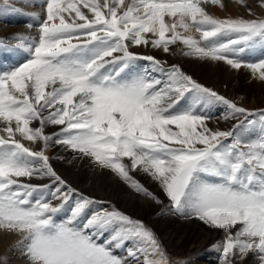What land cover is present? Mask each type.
Instances as JSON below:
<instances>
[{"label": "snow or ice", "instance_id": "1", "mask_svg": "<svg viewBox=\"0 0 264 264\" xmlns=\"http://www.w3.org/2000/svg\"><path fill=\"white\" fill-rule=\"evenodd\" d=\"M209 3L224 6L46 0L37 37H16L29 58L0 74V231L18 237L24 264H129L140 256L143 264H170L142 221L115 206L93 210L97 201L57 173L47 154L53 143L155 199L131 173L150 175L168 197V211L225 231L221 264L250 253L264 264V110L249 112L179 65L130 50L151 44L167 53L179 43L185 56L247 67L264 81V60L238 58L264 41V18H218L206 11ZM138 59L151 68L134 71ZM216 103L228 109L225 120L258 116V134L248 135L245 121L210 128L202 109ZM48 126L58 130L47 134ZM128 242L127 257L118 256Z\"/></svg>", "mask_w": 264, "mask_h": 264}, {"label": "bare ground", "instance_id": "2", "mask_svg": "<svg viewBox=\"0 0 264 264\" xmlns=\"http://www.w3.org/2000/svg\"><path fill=\"white\" fill-rule=\"evenodd\" d=\"M8 1L10 2L9 5H11L12 7L14 5L23 7V4H25L23 3L20 5V0ZM254 1L255 0H243V3H240L239 0H221V3L224 5L223 7H220L219 5H212L211 3L204 6L206 8V11H208L210 15L216 16L218 18L239 17V15H242L247 9H256ZM0 2L3 1L0 0ZM39 2H41V0H39ZM32 6L34 7V5L31 4L30 6H26V8H31ZM41 7H35V9L38 8V12L40 13V15L44 13L40 17H34L35 21H33L34 19L32 15L28 14L29 12L23 13L22 10L19 9L18 14L21 13V16H19V18H24L26 22L23 19V24L19 25V28H17L16 30H11V25L9 26L0 21V36L3 41L14 43L17 41L16 37L18 36L31 35L32 30L33 32L35 31L34 29H32V27H36V25L38 26L40 19H42V17L45 15L44 8ZM13 8H15L13 11L17 13L16 9L18 8ZM168 22L170 23L171 21ZM18 33L20 34L17 35ZM131 48V50H133L134 52H141L142 54L147 55H153L152 53H154L155 51L158 53H165L163 49L154 48L151 46V44H149L148 46H131ZM173 48L174 46L170 47V51L174 50ZM179 52L180 51H178V53L176 52L177 54L175 55L172 54V56H170V60L174 63L181 60L187 61L189 62V66L194 71H199L205 76L214 74L215 71H217V73L218 71L225 73L229 67V65H227L223 61L209 62V60H200L193 58L194 60H191L190 62L189 56H185L182 52V54H179ZM168 56L169 55L167 53L164 57L166 58ZM171 61L170 63H173ZM133 63L135 64V62ZM259 86L260 85H256V88H258ZM220 90L226 91V93L230 95L234 94V92L228 88L221 87ZM240 98L242 99V101H244L243 99H245L243 95ZM254 103L255 102L252 99L251 104ZM180 107L181 109L184 108V106ZM228 114V111L223 109V111L221 110L220 114L215 117H211V119L208 121V124L213 128L217 127L227 130V128L231 125V118L225 120L224 116ZM35 126H38V124ZM57 130V128L52 126H48L45 129L47 134H52ZM35 149L39 150L37 145H35ZM47 154L52 157L51 163L54 169L68 184L76 188L84 195L97 201V204L93 205V210H96L100 207H105L111 210V207L115 206L118 210L124 212L125 214H130L132 219L143 221L146 226H148V228L153 229L157 234H167V239L169 240L167 245L169 248H174L175 250L182 252L184 248L188 247L189 250L193 251V253H202L205 254L206 257L210 258L213 255V246L217 245V243L222 240V238L220 239L218 231L215 230V227L210 228V226L206 228L203 226L204 223L193 217H185L179 214L176 215V213L168 211L170 203L169 199L163 196L164 192L162 187L150 175H147L142 171H134L131 173V175H133V177L135 176V179L150 193H152V196H154L155 199L150 196H145L143 193L136 192L135 189L121 180L115 173L110 171L107 172V169H103L98 165L93 164L91 159L78 158L77 154L71 152L70 150H65L59 145H55L54 143L50 144L47 150ZM109 174H113L115 176L112 177L109 176ZM32 182L50 183V180L48 178H34ZM157 200H159L160 202L157 203ZM105 238H107V236ZM17 239L18 237L15 234L0 231V264H24V259L21 257L20 251H18L14 247L15 241ZM132 246V243L128 242L122 248L117 249L116 254L118 256L127 257L128 249ZM162 248L164 249L163 246ZM216 248H220L219 245H217ZM237 262L238 264H254L250 260H244L243 262V260L239 259V261L237 260Z\"/></svg>", "mask_w": 264, "mask_h": 264}, {"label": "rangeland", "instance_id": "3", "mask_svg": "<svg viewBox=\"0 0 264 264\" xmlns=\"http://www.w3.org/2000/svg\"><path fill=\"white\" fill-rule=\"evenodd\" d=\"M1 1H3V2H0V15H1L0 21H2L4 24H7L9 26L11 25V30H14V29L16 30L17 28H19V25L23 24L24 18L23 19L19 18V16H21V13L18 14L19 9L22 10L23 13L29 12L28 14H31L33 19H34V20L33 19L32 20L35 21L34 17H36V16L40 17L41 15L44 14V13H42L40 15V13L38 12V8L35 9V7L43 6L41 8H44V12H45V8H46V0H41V2H39V0L38 1L37 0H20L19 1L20 5L25 3V4H23L24 5L23 7L26 8V6H30L31 4H33L34 7L32 6L33 7V8L31 7L32 9L30 7L25 9L21 6H15L14 5L13 7L18 8V9H16V11H17V13H16L15 11H13L15 8H13L11 5H9L10 2L8 0H7L6 4H5V0H1ZM254 3H255L256 9L250 8L251 15H249V9H247L242 15H239V17L264 18V6H261L262 0H255ZM31 15H30V17H31ZM233 18H235V17H233ZM24 21H25V19H24ZM32 29H34L35 31L33 32V30H32L31 35H24V36H28L29 38H36L38 35V26L37 25H36V27L33 26ZM8 34H13V33H8ZM19 34L20 33H18L17 35H19ZM33 34H34V36H33ZM21 36H23V35H21ZM19 43H20V41L18 39L14 43L13 42H5V41H3V39L0 36V74L13 70L15 67H18L20 64L26 62V60L29 58V55L26 51L19 49V47H18ZM5 46L7 48H5ZM172 46H174V48H173L174 50H171L172 52L171 51L167 52L169 56L166 58L164 56L167 53L163 54V53H158L156 51L154 53H152L153 55H151V56H154L156 59H159L161 62L164 63V66H166V67L173 65V64L179 65L181 67V69L186 74L192 76L193 79H195L197 82L203 84L204 86H206L208 88H211L212 90L216 91L219 95H222L226 99L233 101L238 106L247 109L249 112H253V111L258 112L260 110H264V81H261L259 79L258 74L254 75L253 72L250 69H248L247 67H241L240 69H233L231 66H229L225 73H222L219 71L217 73V71H215L214 74H210V75L205 76V75L201 74L199 71H194L189 66V64H188L189 62H187V61L181 60V61L176 62V63L171 61L170 56H172V54L175 55L178 53V51H180L179 54H182L185 50L184 46L179 44V43H177L175 45H170V47H172ZM176 48H177V50H176ZM131 49L132 48H130V50ZM182 49H184V50H182ZM131 51L133 53L137 54L138 56H141V57L148 56L147 54H142L141 52H134L133 50H131ZM189 57H190V62H191V60L195 59V57H192V56H189ZM238 58L243 63H259L261 60H264V41L257 40L255 43H253L249 46H246L244 52L238 54ZM169 60L173 63H170ZM134 62H135V64L133 63L134 71L140 72V71H143L145 69L151 68L150 63L146 60L138 59ZM167 62H169V63H167ZM209 62H211V60H209ZM166 63H167V65L168 64L169 65L167 66ZM186 63H187V65H186ZM214 70H216V69H214ZM249 70H250V72H249ZM256 85H260V86L258 88H256ZM221 87L231 89L234 92V94L233 95L227 94L226 91L220 90ZM242 95L245 97V99H243L244 101H242V99L240 98ZM252 99L255 102L254 104H251ZM187 104H188V101H185L184 103L181 104V106L186 107ZM223 109L228 111L226 106L219 104V103H216V104L204 106L202 110H203L205 115H208L210 117H215L218 114H220L221 110L223 111ZM258 120H259L258 116H248V117H245L242 115L236 116V117L231 118V123H230L231 125L227 128V130L230 129L232 127V125L236 124L238 121H245L244 129L246 130L247 134L251 135V136H255L259 132ZM247 121H256L257 123L248 124ZM208 126L214 130L215 129L225 130V129H221V128H217V127L213 128L209 124H208ZM25 143L27 144V142H25ZM31 147H33L35 149V145H32ZM108 171H110V170L107 169V172ZM110 172H112V171H110ZM109 176L114 177L115 175L109 174ZM134 178H135V176H134ZM163 196L168 199V197L165 195V193H163ZM160 198H163V197H160ZM127 215L130 216V214H127ZM195 219L199 220L198 218H195ZM200 222L204 223L203 221H200ZM145 226H146V224H145ZM203 226L207 228V227H210L211 225L204 223ZM146 227L148 228V226H146ZM210 228H213V226H211ZM149 229L154 232L156 238L158 239L160 244L164 247L170 264H179V262H184V264H217V263L221 264L220 261L222 260V247H220V245H222V242L226 236L225 231L222 229L215 228V230H217L219 235H220V239L222 238V240L217 243V245H219L220 248H216L217 245L213 246V249H214V251L212 250L213 255L210 257L212 259L206 257V255L202 254V253H197V254L193 253V251L189 250L188 247L184 248L182 250V252H179L178 250H175L174 248H169L167 245L169 242V240L167 239V234H163V233L157 234L153 229H151V228H149ZM232 231L234 233L235 229H233ZM257 258H258V256L256 254L250 253L249 255H247L243 259V262H244V260H250L254 264H260L259 258L258 259ZM236 259L239 261V259H240L239 255H237L236 257L233 258V264H238ZM129 262H130L129 264H143V257L140 256L138 259L137 258H129ZM131 262H133V263H131Z\"/></svg>", "mask_w": 264, "mask_h": 264}]
</instances>
